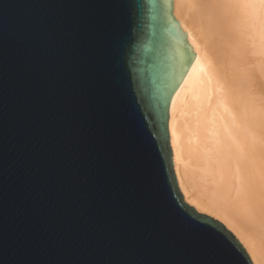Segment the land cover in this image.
I'll return each instance as SVG.
<instances>
[{"label": "water", "instance_id": "obj_1", "mask_svg": "<svg viewBox=\"0 0 264 264\" xmlns=\"http://www.w3.org/2000/svg\"><path fill=\"white\" fill-rule=\"evenodd\" d=\"M194 57L173 0H0V264H216L205 228L256 264L178 184Z\"/></svg>", "mask_w": 264, "mask_h": 264}, {"label": "bare ground", "instance_id": "obj_2", "mask_svg": "<svg viewBox=\"0 0 264 264\" xmlns=\"http://www.w3.org/2000/svg\"><path fill=\"white\" fill-rule=\"evenodd\" d=\"M194 60L169 130L185 200L264 264V0H173Z\"/></svg>", "mask_w": 264, "mask_h": 264}, {"label": "snow or ice", "instance_id": "obj_3", "mask_svg": "<svg viewBox=\"0 0 264 264\" xmlns=\"http://www.w3.org/2000/svg\"><path fill=\"white\" fill-rule=\"evenodd\" d=\"M202 231L205 242L211 245V249L217 257L216 264H249L243 251L228 239L215 234L209 228L202 229Z\"/></svg>", "mask_w": 264, "mask_h": 264}]
</instances>
